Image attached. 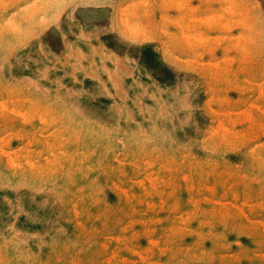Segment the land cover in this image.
I'll return each mask as SVG.
<instances>
[{
	"label": "rangeland",
	"instance_id": "rangeland-1",
	"mask_svg": "<svg viewBox=\"0 0 264 264\" xmlns=\"http://www.w3.org/2000/svg\"><path fill=\"white\" fill-rule=\"evenodd\" d=\"M0 264H264V0H0Z\"/></svg>",
	"mask_w": 264,
	"mask_h": 264
}]
</instances>
